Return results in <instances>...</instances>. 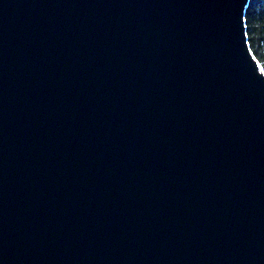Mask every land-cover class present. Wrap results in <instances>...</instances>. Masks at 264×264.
Here are the masks:
<instances>
[{"label": "water", "instance_id": "obj_1", "mask_svg": "<svg viewBox=\"0 0 264 264\" xmlns=\"http://www.w3.org/2000/svg\"><path fill=\"white\" fill-rule=\"evenodd\" d=\"M252 0H0V264H264Z\"/></svg>", "mask_w": 264, "mask_h": 264}, {"label": "trees", "instance_id": "obj_2", "mask_svg": "<svg viewBox=\"0 0 264 264\" xmlns=\"http://www.w3.org/2000/svg\"><path fill=\"white\" fill-rule=\"evenodd\" d=\"M245 23L251 51L264 71V0L250 2Z\"/></svg>", "mask_w": 264, "mask_h": 264}]
</instances>
